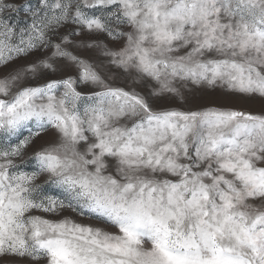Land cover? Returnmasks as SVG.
Here are the masks:
<instances>
[{"label":"snow or ice","instance_id":"snow-or-ice-1","mask_svg":"<svg viewBox=\"0 0 264 264\" xmlns=\"http://www.w3.org/2000/svg\"><path fill=\"white\" fill-rule=\"evenodd\" d=\"M0 264H264V0H0Z\"/></svg>","mask_w":264,"mask_h":264},{"label":"rangeland","instance_id":"rangeland-1","mask_svg":"<svg viewBox=\"0 0 264 264\" xmlns=\"http://www.w3.org/2000/svg\"><path fill=\"white\" fill-rule=\"evenodd\" d=\"M13 2L17 3V4L31 3L33 6H35L37 3V0H13ZM18 19L20 20L21 26H23L24 20L26 19L23 12L20 13V16L18 17ZM211 100L213 102H215L218 106H235V107H249V108L258 107V105L249 104V103H246L243 101L229 99V98H226V97H223L220 95H215V96L211 97Z\"/></svg>","mask_w":264,"mask_h":264}]
</instances>
